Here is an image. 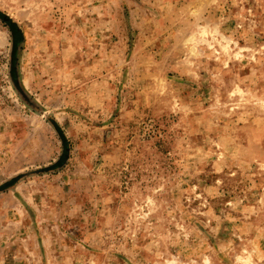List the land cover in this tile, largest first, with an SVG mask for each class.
Listing matches in <instances>:
<instances>
[{
	"label": "rangeland",
	"instance_id": "rangeland-1",
	"mask_svg": "<svg viewBox=\"0 0 264 264\" xmlns=\"http://www.w3.org/2000/svg\"><path fill=\"white\" fill-rule=\"evenodd\" d=\"M0 264H264V0H0Z\"/></svg>",
	"mask_w": 264,
	"mask_h": 264
}]
</instances>
